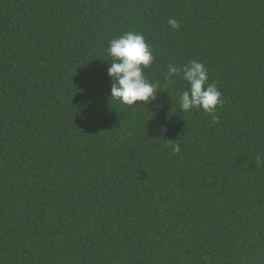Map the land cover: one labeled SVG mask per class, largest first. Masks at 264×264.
Returning <instances> with one entry per match:
<instances>
[{
    "label": "trees",
    "instance_id": "1",
    "mask_svg": "<svg viewBox=\"0 0 264 264\" xmlns=\"http://www.w3.org/2000/svg\"><path fill=\"white\" fill-rule=\"evenodd\" d=\"M129 31L139 107L110 99ZM193 59L215 124L166 79ZM0 264H264V0H0Z\"/></svg>",
    "mask_w": 264,
    "mask_h": 264
},
{
    "label": "clouds",
    "instance_id": "2",
    "mask_svg": "<svg viewBox=\"0 0 264 264\" xmlns=\"http://www.w3.org/2000/svg\"><path fill=\"white\" fill-rule=\"evenodd\" d=\"M167 23L174 30L180 28L175 18H169ZM106 51L111 60L108 62L110 65L108 76L112 81L110 90L112 101L120 105L139 107L157 99L158 85L150 82L144 74L153 64L155 57L151 45L146 42L142 33L125 32L111 39ZM173 76L181 77L187 84V88L178 99L182 112L203 111L211 116L213 124L217 123V108L222 107L224 101L216 83L209 81L205 65L196 59L179 68L169 64L166 79ZM172 148L174 152L181 151L179 144L172 145ZM256 159L258 163L262 162L259 154Z\"/></svg>",
    "mask_w": 264,
    "mask_h": 264
}]
</instances>
